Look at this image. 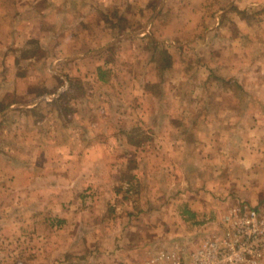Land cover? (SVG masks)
<instances>
[{
	"label": "rangeland",
	"instance_id": "obj_1",
	"mask_svg": "<svg viewBox=\"0 0 264 264\" xmlns=\"http://www.w3.org/2000/svg\"><path fill=\"white\" fill-rule=\"evenodd\" d=\"M165 3L166 0H150L145 13L146 4L139 3L128 8L132 15L124 16L107 1L103 9L107 13L104 16L107 39L115 43L100 54L104 52L106 62H114L110 65L114 67V77L113 73L103 75L109 70L102 71L84 61L54 64V51L39 42L12 48L5 58L0 54V264H9L8 257L2 254L7 245L3 229L6 226L8 231L9 227L3 221L4 213L19 212L26 200L48 198L51 181H56L59 187V209L70 211L68 220L55 218L62 221L57 222L61 229L54 235L55 245L70 252H65L67 255L54 264L106 263L108 256L98 255L97 251L95 254V247L86 249L82 244L84 236L89 235L93 242L97 231L105 228L137 238V233L150 224L155 229L169 226L174 231L172 235L176 234V238L165 240L171 243V248L178 246L180 230L192 235L186 244L195 248L231 205L245 202L253 206L252 201H244L240 196L245 190L258 197L254 206L264 209L263 138L252 135L245 148L249 149L251 159L245 170V184L239 183L242 180L239 175L233 180L229 177L230 170L237 168L230 154L242 152V141L235 142L241 140L242 125L248 122L252 132L259 120L264 125V103L247 94L239 80L230 77L227 71V63L242 59L245 64H237L240 72L258 71L257 60L264 57V4L240 9L226 0L210 2L197 18L200 24L197 31L183 40L189 43L174 48L168 55L164 54L168 51L165 46L146 34L139 40L144 43L141 50L149 53L144 54L146 58L140 57V61L146 60L148 64L140 61L132 64L130 57H122L126 48L121 46V40L153 25L162 15ZM13 36L18 43L19 38ZM83 47L76 48V54L83 51L89 55L101 49ZM117 69L125 73H146L149 69L147 73L152 78L146 80V92L140 94L142 90L134 81L121 76ZM167 72L171 73V79H166ZM97 77L107 82L100 85ZM65 80L70 88L59 93ZM122 107H160L157 112L151 111L149 115L153 116L148 118L169 119L172 135L185 139L179 146L184 158L173 164L175 168L186 169L184 186L169 185L165 178L157 176L144 179L141 184L126 170L117 175L115 186L108 191L87 186L88 172L95 176V183L99 179L104 181L106 176H99L102 161L82 159L81 151L87 147L88 136H95L94 125L98 121L127 120L128 112H121ZM144 114L141 112L143 119ZM83 121H88L89 126L82 125ZM230 121H236V125L230 128ZM130 132L135 133L132 136L134 140L137 138L136 146L153 150L155 143L149 139L147 129L139 127ZM92 141L93 138L90 144ZM157 146L160 148L157 147V155L162 157L164 145ZM91 149L96 156L92 145ZM195 154L202 155L199 163ZM138 161L127 162L126 169L140 167ZM143 163L147 165V161ZM151 185L157 188L156 193ZM180 198L187 200L177 204ZM192 200L196 202L190 208L188 201ZM172 202L174 206L167 207ZM181 214L186 216L185 221ZM51 226L45 221L41 225L42 234L49 235ZM155 235L146 242L162 241ZM11 244L18 246L17 240ZM160 246L154 244V248ZM18 255L9 257L10 264H28L29 255ZM149 257L146 253L145 258Z\"/></svg>",
	"mask_w": 264,
	"mask_h": 264
},
{
	"label": "crops",
	"instance_id": "obj_2",
	"mask_svg": "<svg viewBox=\"0 0 264 264\" xmlns=\"http://www.w3.org/2000/svg\"><path fill=\"white\" fill-rule=\"evenodd\" d=\"M107 1L117 7L120 15L129 16L132 14L128 11V8H131L133 5H139V3L146 4L145 13L148 9L147 7L150 0H0V54L5 58L8 56L7 52L12 48H22L26 42L30 41L39 42L54 51V64H72L74 62L84 61L87 65L95 64L98 69L101 68L102 71L109 70L104 72L103 75L113 73L114 77V69H112L114 67H110V65L113 66L114 62H106L104 52L100 54V52L108 49L115 43L107 39V20L104 18L107 13L103 10L104 6L107 5ZM219 1L223 0H166L162 15L153 25L147 30L144 29L135 32L128 38L121 40V46L126 48L124 49L122 57L125 59L130 57L129 59L132 61V64L135 61L139 64L140 57L146 58L144 54H148L149 52L141 50L142 47L140 45L143 46L144 43L142 40H139L141 37L146 36V34H150L158 40L161 45L165 46V48H167L166 50H168V55L172 54L174 48L189 43L183 42V40H186L192 31H197L199 28L200 24L197 18L201 16L200 14H202L204 8L208 6L210 2L215 3ZM226 1H230L231 4L235 6H239L240 9L264 4V0ZM150 30H152V34L154 33L153 35ZM13 34H16L19 38L18 43L14 40L15 37ZM85 45L101 49H99L98 53L96 52L97 54L91 53L88 55L80 51L77 55L75 49L84 48L83 46ZM9 59L10 63L11 58ZM244 61L243 59L231 60V63H227L228 75L232 78L236 77L245 91L248 92L247 94L253 95L264 103V67L260 68L261 65L264 66V57L257 60L259 64L258 71L249 72L243 69V71L240 72L239 68L237 69V64L242 62L245 64ZM140 63L147 65L148 61L146 62L145 60L144 63L143 60V62L140 61ZM149 63L151 66L152 62ZM148 70L146 71L148 72ZM118 71L121 72L120 70ZM147 72H121L120 75L127 80H133L134 85L142 90L140 94L143 95L146 92V80L152 78ZM170 75V72L166 73L165 77L167 80L172 78ZM179 77H181V75ZM61 79H67V77L61 76ZM97 81L100 85L107 82V80H104L102 77H97ZM167 83L164 84L166 88L168 86ZM69 88V82L65 80L63 86L59 88V93ZM108 110H110V108ZM156 110L159 111L160 107H128V109L127 107H122L121 112L124 114L128 112V114L125 115L127 118L125 122L109 119L108 121H98L94 125L96 126L94 127L96 134L94 137L88 136L90 139L87 142V147H83L81 151L82 159L97 160L98 158V160L102 161L99 176L106 177L104 181H102L103 179H99V181L95 183V176L92 175L91 172H88L86 175L88 178L86 177L85 179L87 186L93 187L94 185L98 190L108 191L111 189V186H115L117 175L119 174V176H121L123 172L126 171L127 173H131L134 177L133 179L141 184L144 179H152V176H157L159 178H165L169 185L174 184L180 188L182 183L184 186L187 171L182 167L175 168L173 164L182 161L184 158L181 151L182 147L179 146H182L185 139L180 136L176 137L172 135L173 128L169 119L166 121H164L165 118L160 121H151L148 117L153 115L149 114H151V111L154 112ZM141 112L143 114L144 112L147 113L144 114V119L142 118ZM131 113H133V116H131ZM138 115L139 118L137 117ZM140 118H142V120ZM81 124L86 127L89 126L88 121H83ZM229 124L230 128L234 127L236 121H230ZM139 127L148 130L149 139L151 141L153 140L155 143L153 145V150L144 146L139 147L135 145L137 144V138L134 140V136L132 135H135V133L130 131ZM251 132L250 124L248 122L246 125L243 123L241 140L235 141L237 143L242 141V152H239V154H230V160L234 162L233 164H235L234 166H237V168L234 169V167L230 170L232 174L228 175L232 180L236 175L242 177V180L239 181L242 185L245 184V170L249 168L251 161L250 151H248L249 149H245L251 140L250 137L253 135L257 136L259 139H264V125H262L261 120H259L256 127L253 126V132ZM92 138L93 144H90ZM256 140L260 143V140ZM158 143L164 145L162 157H158L157 155L159 154L157 151L160 149L157 146ZM139 144L142 145L140 142ZM91 145L97 152L96 156H93L91 153ZM262 156L264 155L262 154ZM201 158V154L198 156L195 154V159H199L197 163L200 162ZM134 159L139 160L137 165L140 167L126 169L127 162H131ZM142 161H147V165ZM51 174L53 175V173ZM151 189H153V193L157 192V188H154V186H152ZM142 190L141 187V191ZM48 191L50 192L48 198L42 200L36 198L32 201L26 200L21 205V210L19 212L12 213V211H8L4 213L3 221H5L9 227L8 231L6 230V226L4 227L6 229H3L5 235L3 239L5 240V238H7V245L3 247L2 254L8 257L9 264L11 262L9 257L11 255L15 256L16 253L19 254L18 256L29 255L27 260L28 264H54L58 261L59 257H63L66 253L70 252L63 248H58V246L55 245L56 236H54L59 233L58 230L61 229L59 223L62 222L57 221L55 218L68 220L70 218V211L59 209V187L56 181H51ZM248 193L249 191L245 190L243 193H240V196L244 201H252V205L254 206L258 197L251 196ZM182 197H185V195L183 194ZM186 200L187 199L180 198L177 204H179V202L183 203ZM173 201L175 202V200ZM174 202L168 204L167 207H173ZM188 202L189 207L192 208V203L196 201L192 200ZM181 215L182 221H185L186 216L184 214ZM165 217L163 218L167 220ZM101 220L102 219H100V222ZM45 221L50 222L52 225L49 235L42 234L41 232V225L45 223ZM28 224H30V227H28ZM85 224L88 225L86 221ZM97 232V236H94L96 237L95 241H93L94 243L90 240V236L86 235L82 238V244L86 249L95 247L96 249H93L95 254L99 252L98 255L104 257L106 255L109 257L106 263L100 264H144V262L150 259H158L160 261L164 259H161V256L167 253L176 251L179 254L182 246L193 238L189 232L180 230L177 234L180 238L178 246H176V248H171V243L169 241L166 243L165 240H168L171 236L176 238V234L172 235L174 231L170 229L169 226L155 229L150 224V226L144 227L142 232L139 231L141 235L137 233V238L131 237V235L129 237L127 233L122 235L121 233L116 234L117 231L109 232L106 228ZM155 234H158L163 242L159 241L158 243L151 244L146 242V240L155 238ZM83 235L84 234H82V236ZM132 238L134 241H131ZM15 240L18 242V246L11 244V242H15ZM154 244L161 246L154 248ZM146 253H149L151 257L148 259L145 258Z\"/></svg>",
	"mask_w": 264,
	"mask_h": 264
},
{
	"label": "built area",
	"instance_id": "obj_3",
	"mask_svg": "<svg viewBox=\"0 0 264 264\" xmlns=\"http://www.w3.org/2000/svg\"><path fill=\"white\" fill-rule=\"evenodd\" d=\"M144 264H264V209L245 202L231 205L197 247L176 251Z\"/></svg>",
	"mask_w": 264,
	"mask_h": 264
},
{
	"label": "trees",
	"instance_id": "obj_4",
	"mask_svg": "<svg viewBox=\"0 0 264 264\" xmlns=\"http://www.w3.org/2000/svg\"><path fill=\"white\" fill-rule=\"evenodd\" d=\"M164 54H168L167 52H165Z\"/></svg>",
	"mask_w": 264,
	"mask_h": 264
}]
</instances>
